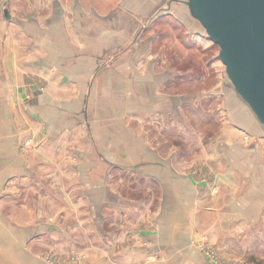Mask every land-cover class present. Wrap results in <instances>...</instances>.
Returning a JSON list of instances; mask_svg holds the SVG:
<instances>
[{"label": "crops", "instance_id": "obj_1", "mask_svg": "<svg viewBox=\"0 0 264 264\" xmlns=\"http://www.w3.org/2000/svg\"><path fill=\"white\" fill-rule=\"evenodd\" d=\"M193 21L185 0H0V264H49L36 256L59 231L37 218L45 201L55 208V193L41 192L44 183L67 184L66 202L82 189L66 214L94 239L88 264H145L164 255L160 264H176L177 256L183 264H212L193 260L198 235L222 258L230 250L238 253L230 260L244 259L239 253L256 259L264 247V128L234 88L223 87L217 109L226 119L214 135L204 132L209 119L196 124L198 131L181 128L192 146L204 144L202 170L194 171L202 181L194 166L182 170L181 157H165L148 141L155 143L157 119L189 123L184 108L199 109L193 98L166 88L180 87L186 75L197 84L200 72L138 70L163 41L205 47L192 40L202 35ZM243 133L253 137L246 147L238 141ZM209 180L217 196L205 188ZM138 204L149 205L152 228L140 229L141 237L129 230L142 217ZM113 207L126 214V232H111L119 219L109 213ZM129 233L131 243L123 239ZM113 234L125 242L122 255L104 243L112 244Z\"/></svg>", "mask_w": 264, "mask_h": 264}, {"label": "rangeland", "instance_id": "obj_2", "mask_svg": "<svg viewBox=\"0 0 264 264\" xmlns=\"http://www.w3.org/2000/svg\"><path fill=\"white\" fill-rule=\"evenodd\" d=\"M192 26L195 27V30L201 31L202 35H197V37L193 36L194 43L196 42H203L205 47L202 46V44L196 45L197 48H194V45L191 47L187 46V50L184 48V44L182 41L179 43L174 42L173 40L170 41H163L162 45H160L157 48H153L151 50V53L143 55L140 64H138L139 69L138 70H146L148 68V73L151 72L150 69L153 70V72H163L164 70L173 69L176 68L180 70L183 74L186 72V69L192 68L196 71V73H201V79L197 81V84L189 85V77L186 75L185 79L180 80V87H167L166 89L174 91H179L178 93L182 95H187L189 97V101L191 98H193L194 103L198 106V110L194 109H186L184 108V115H186L187 119L189 120V123H187L186 119L184 120V123L178 122L173 116L170 119L161 120L157 119L153 122V128L155 130H152L150 133V136L154 139L152 143L150 139V144L155 145L156 147L162 149L164 152V156H173L176 155L177 157H181L183 169L187 168L188 171H190L189 167L194 166L191 168V172L193 175H197L199 180L202 181L201 174L198 172H194L195 168L198 167L199 170L201 168V165H198L200 163L201 156L203 155V152H201L204 148V144L202 147V144H195V146H192L193 144H190L187 140V133H185V127L187 125H193L194 131H198L199 128L196 126V124L202 125L206 120H210L212 125L208 126V128L204 129V132L206 135H214V131H218L219 126L223 121L226 119V115L224 117L221 116V114H225V112L222 110H218L219 108H222L223 103L225 101V96L227 95L226 92L223 91V87H227L229 84V80L227 78L226 72L224 70V65L221 62V60L218 57V51L219 46L211 42L210 40H207L205 38V31L202 27H199L197 22L193 21ZM198 27V28H197ZM147 34L151 30L149 27H146ZM189 34V33H188ZM187 36V35H186ZM190 37V35H188ZM181 37V36H180ZM199 37V41L198 40ZM183 38V36L181 37ZM197 38V39H196ZM188 39V38H187ZM184 40V39H183ZM189 40V39H188ZM191 40V39H190ZM207 46V47H206ZM193 50V53L190 52V50ZM187 51V52H185ZM199 54V55H196ZM196 56V58H195ZM137 66V68H138ZM146 68V69H145ZM203 75L206 76V79H202ZM196 78L191 79V82H196ZM201 81H204L200 83ZM200 83V84H198ZM228 88V87H227ZM214 89H217L219 92H222L223 94H219L217 97H215L213 94H207L206 92H212ZM233 89V88H232ZM206 94H205V93ZM232 92V91H231ZM249 108V107H248ZM247 108V109H248ZM198 113V116H197ZM237 110L232 109L230 111V117H234L236 115ZM227 114V112H226ZM228 115V114H227ZM233 118V119H234ZM151 123V121H148ZM182 122V121H181ZM180 124V125H179ZM181 128H185L181 131ZM163 129L166 130L163 132ZM209 129V130H208ZM181 131V132H180ZM208 131V132H207ZM150 137V138H151ZM255 137V136H254ZM251 135H246L245 133L242 134V137L240 140H238L240 143L239 145L246 147L247 142L252 141ZM195 159L197 161H195ZM198 165V166H196ZM186 166V167H185ZM47 179V178H46ZM45 185L42 187L41 190L42 194L44 195L46 190L48 189L50 192L53 191L55 193L54 196V205L55 208H53L52 203L50 204V200L45 201L44 203L40 204V215L37 217L38 219H41L42 221H46L50 223V227L53 228H59V231H53L52 234L49 236L50 240L46 241L45 245L38 251L37 257L43 262L49 263V264H88L87 260L88 257H90V254H93L94 248L88 247L89 244L94 241V239L90 238V235L88 236L87 230L84 229L83 223H80L81 220H79L75 225L73 223H69V218H67L66 210L67 205L69 203L73 204L76 203L78 196H80L79 191H82V189L78 188L76 195L69 197L67 202L63 199L65 196L63 191L66 188V185L58 183L55 185H52L50 183H44ZM209 189V193H212L213 195L218 194V187L213 183L212 180H209L207 183L204 184ZM152 187H150L151 190ZM57 192V194H56ZM144 192V191H143ZM143 192H138L139 194H134L137 197L141 198L140 196H143ZM156 192V190H155ZM152 193V192H151ZM76 197V198H75ZM150 197V195H149ZM75 199V200H74ZM80 200V199H79ZM139 200V199H138ZM84 201V200H83ZM57 203L60 205V209L58 210ZM81 204V203H80ZM43 205V206H42ZM142 205V204H141ZM141 205L138 204L137 212H141L142 217H133L132 220L135 218V222H132L131 228L129 230L139 229L137 230L138 233L137 236L141 237L140 229H142L143 234L144 232L150 233L149 231L152 229L150 227L149 223V212L148 206L149 205H143L141 208ZM156 205L154 203L153 205H150L149 209H153V207ZM74 207V204H73ZM64 208V210H62ZM112 217H116L115 215H119V219L117 218V222L113 223V225L116 228H112L113 225L110 227L111 232L113 229H123L124 232L126 230L124 228H128L129 226V220L126 221L125 213H122L121 211L117 210V208L111 209V212L109 211ZM134 213V212H131ZM81 216H79L80 218ZM67 218V219H66ZM146 219L147 222L144 221ZM84 222V221H83ZM47 223V224H49ZM56 223H60L57 225ZM134 224V227H133ZM118 227V228H117ZM124 227V228H123ZM134 228V229H133ZM135 229V230H136ZM107 230V229H105ZM119 234H113L112 235V244L108 243V241L104 240V243L106 246L111 248L113 251L115 250L116 253H121V249L124 248L125 245L123 243L130 242L129 240L134 236L129 233V235H126V238H123L125 242H122L123 240H119L118 237ZM116 237V238H115ZM97 238H101V242L103 243V239L100 236H97ZM195 242L192 243V247H195L196 250L199 252H196L192 255L194 261L199 262L203 259L210 261L212 264H239L241 261H243L244 264H264V247L263 245H260L258 247L259 250H257V257L256 259H249V256L246 255V253H239V258H244L239 260V262L230 260V258L236 257L235 255L238 253L231 254L228 251V254L226 257L223 258L220 256V253L218 251V248L215 244H211L210 241L206 239V237H202L198 235V238L193 239ZM117 242V243H114ZM137 242V241H136ZM37 244H42V239H39L36 241ZM114 243V244H113ZM131 243V242H130ZM145 243V241H144ZM146 244V243H145ZM135 246V245H133ZM146 246V245H145ZM95 248H98L96 246ZM123 251V250H122ZM112 256V254H109ZM119 255H122L119 254ZM117 256V255H116ZM178 262L176 264H183L181 261L183 257L177 256ZM167 257L162 256L160 259H153L149 257L146 258L145 264H160L161 262L165 261ZM172 261H175V258H170ZM86 261V263H84ZM163 264V263H162Z\"/></svg>", "mask_w": 264, "mask_h": 264}, {"label": "water", "instance_id": "obj_3", "mask_svg": "<svg viewBox=\"0 0 264 264\" xmlns=\"http://www.w3.org/2000/svg\"><path fill=\"white\" fill-rule=\"evenodd\" d=\"M188 12L219 46L231 88L264 128V0H185ZM4 16L9 19L8 11Z\"/></svg>", "mask_w": 264, "mask_h": 264}]
</instances>
